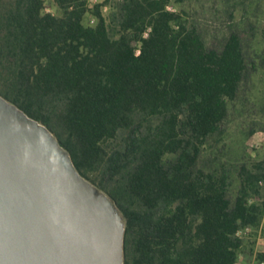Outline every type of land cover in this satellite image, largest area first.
Segmentation results:
<instances>
[{"label":"trees","instance_id":"trees-1","mask_svg":"<svg viewBox=\"0 0 264 264\" xmlns=\"http://www.w3.org/2000/svg\"><path fill=\"white\" fill-rule=\"evenodd\" d=\"M185 1L0 0V94L116 201L125 264H238L239 232L264 230V159L234 195L230 167H199L249 74L242 37L209 48Z\"/></svg>","mask_w":264,"mask_h":264},{"label":"water","instance_id":"water-1","mask_svg":"<svg viewBox=\"0 0 264 264\" xmlns=\"http://www.w3.org/2000/svg\"><path fill=\"white\" fill-rule=\"evenodd\" d=\"M125 236L58 135L0 94V264H125Z\"/></svg>","mask_w":264,"mask_h":264},{"label":"rangeland","instance_id":"rangeland-1","mask_svg":"<svg viewBox=\"0 0 264 264\" xmlns=\"http://www.w3.org/2000/svg\"><path fill=\"white\" fill-rule=\"evenodd\" d=\"M48 1V9L58 12L52 0ZM90 1L95 4L102 0ZM182 8L209 48L221 50L232 32H238L243 40L250 66L248 77L238 97L230 103L221 130L210 137L199 160V167L207 170L230 167L234 195L240 184L241 165L264 159V0H186ZM242 238L244 246L238 264H257L256 252L264 250V230L244 231Z\"/></svg>","mask_w":264,"mask_h":264},{"label":"built area","instance_id":"built-area-1","mask_svg":"<svg viewBox=\"0 0 264 264\" xmlns=\"http://www.w3.org/2000/svg\"><path fill=\"white\" fill-rule=\"evenodd\" d=\"M169 8L172 9L171 6H169ZM250 230H252V229H251L250 227H247V228L241 230V231L239 232V234L242 236V233H243L244 231H250ZM257 264H264V261H261V262L258 261Z\"/></svg>","mask_w":264,"mask_h":264}]
</instances>
